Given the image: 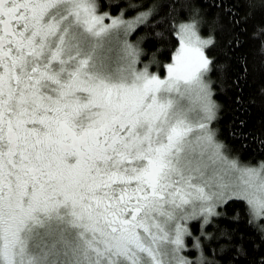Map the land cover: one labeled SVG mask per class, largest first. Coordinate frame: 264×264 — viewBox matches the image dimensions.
<instances>
[{
	"label": "snow or ice",
	"instance_id": "obj_1",
	"mask_svg": "<svg viewBox=\"0 0 264 264\" xmlns=\"http://www.w3.org/2000/svg\"><path fill=\"white\" fill-rule=\"evenodd\" d=\"M198 3L106 24L97 0H0V264H241L248 236L264 249V164L217 139L225 69ZM169 22L161 79L128 37ZM106 35L116 72L96 55Z\"/></svg>",
	"mask_w": 264,
	"mask_h": 264
},
{
	"label": "trees",
	"instance_id": "obj_2",
	"mask_svg": "<svg viewBox=\"0 0 264 264\" xmlns=\"http://www.w3.org/2000/svg\"><path fill=\"white\" fill-rule=\"evenodd\" d=\"M186 0H97L98 12L115 19L125 13V19H135L141 12H153L156 21L174 12L177 16L187 15V9L182 7ZM211 0H199L197 7L205 14L206 26L201 31L207 38L214 35L217 47L212 57L223 66L219 78L213 75L215 82L213 99L219 106L218 120L213 127L217 139L226 146V155L236 159L242 166H260L264 164V0H224L226 7L232 9L233 16L224 18L223 10L210 8ZM118 5V7H117ZM129 5H137V9ZM143 5H146L143 6ZM151 20V16L149 17ZM108 18L105 23L109 24ZM169 23L157 25L155 28L139 26L128 39L148 55L141 57V63L150 64V71L160 78L165 74V66L170 63L168 55L170 45L162 43L156 37L157 32H164L167 39ZM223 29V30H221ZM230 41L237 43L230 44ZM246 205L239 204L230 216L241 213ZM242 220L247 216L242 215ZM234 227L225 222L221 225ZM239 231L247 233L249 229L244 224L239 225ZM251 255L242 257L241 264H252L253 258L259 259L264 249L252 246L254 237L248 236Z\"/></svg>",
	"mask_w": 264,
	"mask_h": 264
},
{
	"label": "rangeland",
	"instance_id": "obj_3",
	"mask_svg": "<svg viewBox=\"0 0 264 264\" xmlns=\"http://www.w3.org/2000/svg\"><path fill=\"white\" fill-rule=\"evenodd\" d=\"M106 18H108V16H106ZM109 24H111V19L109 20ZM101 43H102V47L97 49L96 55L99 57H104V56L110 57V59L108 60V69L112 72H116L121 67V64H120L119 55H118L119 49L116 46L115 38L113 36L106 35L104 38H102ZM110 47L113 48L112 52H108V49ZM140 67L143 68V66H140ZM164 69H165V74L161 77V79L167 78L166 66ZM185 103H187V101H185ZM254 167H259V166H254Z\"/></svg>",
	"mask_w": 264,
	"mask_h": 264
}]
</instances>
